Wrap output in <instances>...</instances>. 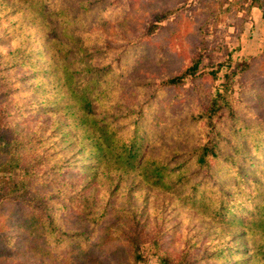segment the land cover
<instances>
[{
  "label": "trees",
  "instance_id": "16d2710c",
  "mask_svg": "<svg viewBox=\"0 0 264 264\" xmlns=\"http://www.w3.org/2000/svg\"><path fill=\"white\" fill-rule=\"evenodd\" d=\"M49 5L48 0H0L1 35L13 44L4 56L0 52V172L25 170L20 182L4 190L0 186V258L22 257V264H139L140 247L148 242L158 264H199L211 254L194 262L187 253L180 259L163 239L176 212L198 214L232 230L231 253L243 251L236 264H264V124L244 132L253 151L245 156L217 129L224 110L240 121L228 94L209 93L203 111L194 116L206 126L205 139L175 148L170 159L162 156L148 125H165L161 136H184L182 129L171 134L167 123L177 113L171 106L177 101L161 96L154 107L152 97L143 105L131 94L135 108L129 109L125 98L128 110L114 115L103 68L78 59L86 55L85 41L71 40L68 14L59 12V19ZM167 14V9L156 14V21ZM157 25L150 23L148 33ZM199 60L193 56L187 67L160 83L178 90L195 75ZM230 128L233 135L240 130ZM103 179L109 194L102 206L96 192L93 198L78 197ZM124 181L129 194L141 185L159 189L145 193L161 192L174 208L164 203L154 212L144 209L140 217L137 210L117 206L110 198L122 193ZM62 187L70 193L60 203Z\"/></svg>",
  "mask_w": 264,
  "mask_h": 264
},
{
  "label": "rangeland",
  "instance_id": "374dc122",
  "mask_svg": "<svg viewBox=\"0 0 264 264\" xmlns=\"http://www.w3.org/2000/svg\"><path fill=\"white\" fill-rule=\"evenodd\" d=\"M48 1L50 11L59 19V12L68 14L70 20L67 21V30L73 36L71 40L75 43L85 41L86 55L78 59H87L96 69L103 68L101 76L107 80V90L112 98L110 111L114 115H121L128 110V102L124 99L131 94L138 96L137 102L143 105L146 99L152 97L154 107L161 96L167 97L166 102L169 98L177 101L171 105L177 113L172 114L167 123L171 126V134H178L182 129L185 131L184 136L175 139L170 135L161 136L166 130L165 125L155 127L152 122L148 125L153 143L159 139V144L154 146L161 151L162 156L166 155L170 159L175 148L192 147L196 140L205 139L203 134L206 126L194 121V116L203 111L209 93L214 95L222 92L228 94L231 110L240 121L228 117V110H224L225 115L217 122V129L222 131L227 141L237 142L245 156H252L251 138H246L244 132H256L254 124H264V0H258L262 2L259 6L252 4L254 0ZM166 9L169 14L156 21L155 15ZM150 23L158 25L153 32L148 33ZM2 28L4 26L0 23V52L4 56L13 44L9 42L11 37L1 35ZM63 37L67 38L66 35ZM72 45L76 51L75 44ZM195 55L200 56L198 69L195 75L184 79L178 90L160 83L187 67ZM78 65L82 67L83 64ZM256 92H260L259 97H256ZM130 98L126 99L130 101L129 109L135 108V102ZM230 126L232 129L235 126L240 128L237 135L232 134ZM57 136L62 138L63 135ZM48 141L50 145V139ZM172 163L174 165L177 162ZM244 165L246 169L248 163ZM6 167L9 168V165ZM24 173L25 170L20 166L0 172L2 190L8 189L11 183L20 182ZM100 181L98 188L83 191L78 197L93 198L96 192L98 204L102 206L108 198L109 189L106 179ZM123 183L122 193L118 194V190L110 199H117V206L139 211L140 217L144 209L150 213L162 209L164 203H168L161 192L158 196H155L154 191L145 193V190L159 189L141 185L129 194L125 191L128 190V182ZM62 190L63 193L56 199L60 203L70 193L64 187ZM75 201L79 204L77 199ZM170 206L174 208L173 204ZM233 236L232 230L220 228L198 214L181 215L175 212L174 217L169 219L163 239L169 244L170 253L177 258L182 259L181 256L187 253L194 262L196 258L211 254L199 264H236L242 258L238 254L243 251L239 249L237 255L231 253L228 244H231ZM236 240L239 242L243 238ZM151 248L153 245L148 242L141 245L140 252L144 259L139 264H158V256L153 254ZM220 251L224 252L223 257L216 258ZM23 260L22 257L0 258V264H22Z\"/></svg>",
  "mask_w": 264,
  "mask_h": 264
}]
</instances>
